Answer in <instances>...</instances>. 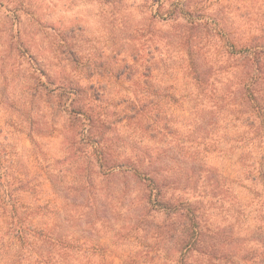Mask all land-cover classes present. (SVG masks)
Wrapping results in <instances>:
<instances>
[{
    "label": "rangeland",
    "instance_id": "1",
    "mask_svg": "<svg viewBox=\"0 0 264 264\" xmlns=\"http://www.w3.org/2000/svg\"><path fill=\"white\" fill-rule=\"evenodd\" d=\"M253 39L264 0H0V264H264Z\"/></svg>",
    "mask_w": 264,
    "mask_h": 264
},
{
    "label": "trees",
    "instance_id": "2",
    "mask_svg": "<svg viewBox=\"0 0 264 264\" xmlns=\"http://www.w3.org/2000/svg\"><path fill=\"white\" fill-rule=\"evenodd\" d=\"M258 40V39H257ZM260 41H256V39L253 40H249L247 42L244 43H239V58H242V60H245V66L247 67L246 69V74L247 78L240 81V83L242 84V88H244L245 91H249L250 90V86L252 83V80H254L256 77L263 75L262 77H264V55H262V49H259V43ZM263 46H264V42H263ZM264 48V47H261ZM259 54V55H258ZM261 54V55H260ZM253 61V62H252ZM249 62V63H248ZM254 64V65H253ZM261 121H264V119L262 118ZM263 124V123H262ZM264 127V124H263ZM262 132H264V129L262 130ZM99 162L98 166L102 167L104 166V160L100 159L99 161H97V163ZM112 166L114 167H122V166H128L129 169L133 170V171H137L135 165L133 163H126V162H119V163H115ZM148 179V181H150V185L151 187V192L154 191L153 189L156 188L155 193L152 195H150V199L152 201V203L154 205H156V208H160L163 211H166L167 213L173 212L177 209V207H175V205L173 206V204L171 203V201H163V199L158 198V190H159V183L156 186V181L153 180L152 177H145ZM156 186V187H155ZM158 206V207H157ZM160 206V207H159ZM10 210V215L15 213V209H11ZM11 215V216H12ZM192 217H194V215L191 213ZM11 224H12V234L13 236L21 243H25L27 242V234L30 231V228L28 225H26L23 221L21 220H11ZM37 235H40L39 232H37Z\"/></svg>",
    "mask_w": 264,
    "mask_h": 264
}]
</instances>
